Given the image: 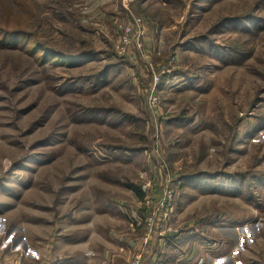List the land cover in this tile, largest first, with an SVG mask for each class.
<instances>
[{"label":"rangeland","instance_id":"rangeland-1","mask_svg":"<svg viewBox=\"0 0 264 264\" xmlns=\"http://www.w3.org/2000/svg\"><path fill=\"white\" fill-rule=\"evenodd\" d=\"M196 1L0 0L1 262L264 264V31L215 67L186 40L255 0Z\"/></svg>","mask_w":264,"mask_h":264},{"label":"trees","instance_id":"trees-1","mask_svg":"<svg viewBox=\"0 0 264 264\" xmlns=\"http://www.w3.org/2000/svg\"><path fill=\"white\" fill-rule=\"evenodd\" d=\"M25 1L26 4L23 5V12L25 13V15H27L26 19H32L31 16L32 11L29 5V0H25ZM136 1L138 3V6L139 5L143 6L149 0H136ZM220 1L223 0H197L195 2L196 4L194 6V11H196L197 9H201L206 4L209 6L218 3ZM263 9H264V0H255L253 6L248 12L238 16H221L218 20H216L213 23L211 35L222 36L228 34L227 41L224 42V44H218V42L214 41L213 37L203 35L201 37H194L193 39L186 40V44L184 46L187 47L192 46V48L196 47L197 49L195 50L196 52L204 55L207 54L206 55L207 58L209 56L208 60H210V63H213L214 66L216 64L213 61H218L219 63H223V65L241 66L242 63H244V61H246L251 54V51H248L245 48H243V46H246V40L244 39H250V38L253 39L264 31V16L262 14H258ZM58 16H60V14ZM64 16L65 14L60 16L61 21H65ZM232 36L235 37L240 36L242 38L241 39L242 41L233 39ZM82 51L83 52L77 53L76 55L67 56L66 58H64L62 63L64 65L73 67L74 63H78L77 65H82V61L88 62L95 59L96 60L99 59L98 53L95 54L92 48H90L89 50H82ZM74 61H79V62H74ZM196 69H198V67ZM110 70H111L110 66L105 65L95 76H91V78L99 81H106ZM187 73L188 72L183 70H175L173 71L172 75L161 76L160 83L158 86L159 89H162L169 80H174V79H179L178 83H183L180 86H178L177 91L186 89L185 77L187 76ZM104 111L106 110H103V112ZM111 111H109V113H111ZM116 114L117 113H114V115H112L111 117L118 119ZM187 179H191L190 176H187ZM175 236L176 235H170L168 237L171 239ZM159 246H161V243H159Z\"/></svg>","mask_w":264,"mask_h":264},{"label":"built area","instance_id":"built-area-1","mask_svg":"<svg viewBox=\"0 0 264 264\" xmlns=\"http://www.w3.org/2000/svg\"><path fill=\"white\" fill-rule=\"evenodd\" d=\"M132 23H133V25L135 26V28H136V32L137 33H135L138 37L139 36H141V34H143L144 33V30H143V28H142V20H140L139 18H133L132 19ZM131 32V30L129 29V28H127V30H126V33H127V35H125L123 38H122V49L123 50H125L127 47H128V45H129V43H130V41H128V39H127V36H128V34ZM170 210V209H169ZM169 210H164V212H163V220L165 221L166 220V217H167V212L169 211ZM153 217L150 215L149 216V218H148V220H147V224H150V226L148 227V233H147V235L145 236V238H144V240L147 242V240H148V238H149V234L152 232V228L153 227H151V223H152V221H153ZM162 223H164V222H162ZM19 262H17V260L13 263V264H18ZM0 264H4L3 262H1L0 261ZM130 264H141V256L139 255L137 258H135Z\"/></svg>","mask_w":264,"mask_h":264},{"label":"crops","instance_id":"crops-1","mask_svg":"<svg viewBox=\"0 0 264 264\" xmlns=\"http://www.w3.org/2000/svg\"><path fill=\"white\" fill-rule=\"evenodd\" d=\"M81 249V248H80ZM82 251V250H81ZM81 251L80 250H74V254H72L71 255V257H73L74 259H75V257L76 258H79L80 259V261H81V259L83 258V255L84 256H86L85 255V252L83 253V254H81ZM178 262V261H177ZM71 263H73V262H69V263H67V264H71ZM13 264V263H12ZM66 264V263H65ZM74 264H78V261H75V263Z\"/></svg>","mask_w":264,"mask_h":264}]
</instances>
